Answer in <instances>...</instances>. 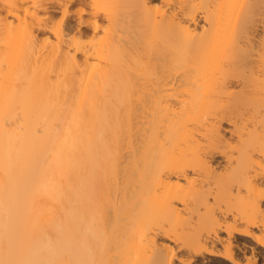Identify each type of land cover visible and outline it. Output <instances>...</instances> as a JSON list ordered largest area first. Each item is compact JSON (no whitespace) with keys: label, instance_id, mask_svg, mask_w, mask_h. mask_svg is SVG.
<instances>
[{"label":"bare ground","instance_id":"1","mask_svg":"<svg viewBox=\"0 0 264 264\" xmlns=\"http://www.w3.org/2000/svg\"><path fill=\"white\" fill-rule=\"evenodd\" d=\"M0 264H264V0H0Z\"/></svg>","mask_w":264,"mask_h":264}]
</instances>
